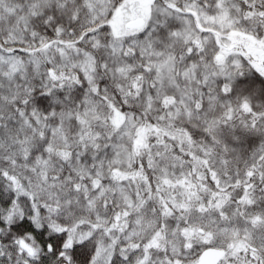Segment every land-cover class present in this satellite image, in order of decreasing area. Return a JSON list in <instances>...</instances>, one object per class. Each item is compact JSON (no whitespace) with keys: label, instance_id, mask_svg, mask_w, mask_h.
Wrapping results in <instances>:
<instances>
[{"label":"snow or ice","instance_id":"1","mask_svg":"<svg viewBox=\"0 0 264 264\" xmlns=\"http://www.w3.org/2000/svg\"><path fill=\"white\" fill-rule=\"evenodd\" d=\"M0 264H264V0H0Z\"/></svg>","mask_w":264,"mask_h":264}]
</instances>
